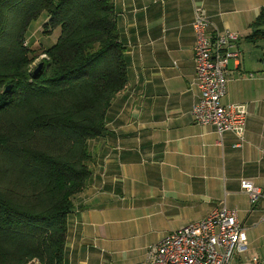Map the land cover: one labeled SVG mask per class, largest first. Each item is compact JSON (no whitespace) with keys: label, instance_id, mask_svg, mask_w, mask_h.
<instances>
[{"label":"crops","instance_id":"1","mask_svg":"<svg viewBox=\"0 0 264 264\" xmlns=\"http://www.w3.org/2000/svg\"><path fill=\"white\" fill-rule=\"evenodd\" d=\"M208 36L230 31L242 58L228 66L222 102L246 105V141L193 117L195 6ZM128 86L111 103L106 130L88 141L92 174L68 216L64 264H139L152 246L214 210H237L247 249L236 264H264V42L248 37L264 0H114Z\"/></svg>","mask_w":264,"mask_h":264},{"label":"trees","instance_id":"2","mask_svg":"<svg viewBox=\"0 0 264 264\" xmlns=\"http://www.w3.org/2000/svg\"><path fill=\"white\" fill-rule=\"evenodd\" d=\"M40 18L60 30L54 45L27 43ZM253 28L264 42V11ZM125 54L114 0H0V264H64L88 141L128 86Z\"/></svg>","mask_w":264,"mask_h":264},{"label":"built area","instance_id":"3","mask_svg":"<svg viewBox=\"0 0 264 264\" xmlns=\"http://www.w3.org/2000/svg\"><path fill=\"white\" fill-rule=\"evenodd\" d=\"M193 30L197 38L195 70L200 98L194 106L193 117L200 125H212L222 139L233 133L241 146L246 141L248 110L246 105L226 106L222 99L230 80L228 66L238 62L242 53L236 34L226 31L208 36V21L204 9L196 4ZM251 205L264 199V194L250 182H242ZM248 245L246 228L237 210L227 207L214 210L204 220L165 236L152 246L145 261L139 264H236L235 260ZM251 264H260L255 256Z\"/></svg>","mask_w":264,"mask_h":264},{"label":"rangeland","instance_id":"4","mask_svg":"<svg viewBox=\"0 0 264 264\" xmlns=\"http://www.w3.org/2000/svg\"><path fill=\"white\" fill-rule=\"evenodd\" d=\"M45 19L40 18L39 21L33 22L31 24V28L29 30L27 36V43L32 44L35 48H43L44 46L48 47L50 45H54L58 37L60 35V30L57 29L50 35L45 33ZM45 59V57H41L39 60L35 62V64H42L41 60Z\"/></svg>","mask_w":264,"mask_h":264},{"label":"water","instance_id":"5","mask_svg":"<svg viewBox=\"0 0 264 264\" xmlns=\"http://www.w3.org/2000/svg\"><path fill=\"white\" fill-rule=\"evenodd\" d=\"M42 67H43V64H40V66H39V68H38V71L41 70ZM11 88H12V85L8 86V87L6 88V90H5V92H6V93L9 92V91L11 90Z\"/></svg>","mask_w":264,"mask_h":264}]
</instances>
